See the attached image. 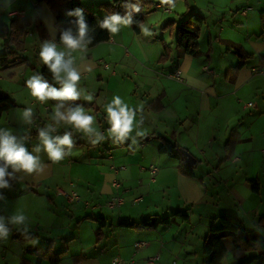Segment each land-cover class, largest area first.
<instances>
[{
	"label": "crops",
	"instance_id": "obj_1",
	"mask_svg": "<svg viewBox=\"0 0 264 264\" xmlns=\"http://www.w3.org/2000/svg\"><path fill=\"white\" fill-rule=\"evenodd\" d=\"M253 3L257 6L261 5L259 0H225L221 6L222 10L217 11L215 5L210 2L213 12L209 14L211 11L208 10L205 14H200L204 21L200 26L198 54L193 57L185 56L178 60L175 50L170 54L171 62L175 58L177 60L175 64L177 67L174 70H180L183 79L181 83L185 82V86L180 84L178 87L171 86L172 88L165 87L163 84L158 86V81H163L162 78L168 74L162 75L159 71L150 68H140L132 73V82L127 81L128 84H126L128 86L127 98L119 96L126 98L124 101L129 107L137 109V123L143 121L140 127L146 132V135L137 137L136 145H132L131 140L124 144H114L108 138L109 125L105 119L106 113H102L99 108L101 107L99 102L98 105L94 100L91 102L70 101L75 104L94 105L97 111L85 107L84 110L96 117L95 127L106 137L104 141L93 146L83 133L76 132L63 123L57 126L56 134H63L65 131L73 132L74 141L82 143L78 146L82 148L80 149L82 153L85 152L86 147H89L87 151L93 153V157L83 160V166L89 170L92 169L97 181L86 187L83 197L78 195L83 199L94 200L93 203H103L116 194H121L124 203L119 209L108 210L107 212L113 213V215L107 218L102 214L103 210L86 211L85 217L88 215L101 217L105 222V228L102 231L103 238L99 243H95L94 231L97 229V224L89 223L92 229L91 238H93L91 248L79 249L75 248L76 238L72 234L73 238H60L59 242L41 238L37 232L39 218L35 216L34 206L30 204L40 199L47 215L55 213L53 210H61V206L68 207L70 205L62 197L53 195L48 185L40 180L37 181L34 177L26 176L22 180L13 181L12 183L16 184V200L24 198L28 202V206H24L22 209L28 217V232L26 234H32V242L42 245H30V247L44 248L49 241H52L53 252L65 253L59 264H110L114 258L125 262L133 261L135 264H146V260L154 256H159L157 264H171L172 262L176 264H205L203 239L211 220L220 215L238 217L249 231L264 238V226L258 223L260 218L256 224L255 222L251 223V226H249L250 223H246V214L241 210L246 200L239 194L237 187L232 182L223 179L224 176H221L223 168L219 167L218 171L214 169V171L212 169L210 171V161L207 158L203 161L196 157L199 153L206 157V150L210 149L213 152L215 148H221L225 155V145L233 134L232 139L237 142L233 146L232 157L222 165L225 168L228 164L236 161L244 146L253 143L251 134L253 128H262L264 139V100L258 105L259 108L254 114L244 115L245 111L250 109L239 99L241 92L250 84L249 80L241 82L245 76L243 70L249 68L248 64L254 61L258 55L264 54V38H257V35L260 34V26L257 24L251 27V21L255 18ZM44 6L34 0H13L10 12L0 11V24H8L10 20L16 18L14 16L16 13H22L25 19L37 17L42 21L50 39L49 25L55 27V19L48 7ZM165 10L170 11L168 8ZM195 10L191 8L194 13H196ZM258 15L259 13L256 14V19L259 21ZM225 28L227 31L224 30ZM121 33L122 29L114 37L110 36L108 42L88 49L87 53L76 54L78 65L82 63L79 59L81 55L85 57L83 62L94 64L91 72L83 73L79 87H83L85 77L91 73L96 76L98 82H103L102 73L106 70L104 69L105 65L108 68L106 71L111 70L106 63L116 62L123 54L131 55ZM224 33L230 34V36L224 35ZM21 41L22 44L16 50V55L19 58H24L28 62V66H20L11 71H0V95H8L17 105L16 113L13 111L15 109H12L3 114L1 120L5 118L4 123L13 127L15 120L12 116L14 114L21 116L25 108H32L34 111L33 124L26 130L30 132V137L38 138L37 129L52 122L50 117L57 102L51 104L47 101V103L41 104L31 96L26 87V80L34 73H40L44 66L39 59L42 42H40L39 35L33 26L27 29ZM235 46L241 47L254 58L247 61L245 67L236 74L233 80L219 75L216 79V73L219 70H227L236 65ZM3 51L4 46L0 39V54ZM224 55H228L229 59H226L228 62H223ZM217 58L218 61H216ZM252 64L251 71L254 74L264 75L262 69H259L255 63ZM113 66L109 74H111V80H116L118 77L116 75L117 64L115 63ZM10 74L12 77H9ZM189 77L195 79L192 81L193 86L188 83ZM55 86L59 87V85ZM149 86H151L150 89ZM117 88L120 90V86L116 85L113 88L112 97L117 95ZM257 90L259 91V89ZM100 97L99 90L94 98L99 99ZM17 122L16 119V124ZM75 137H79L81 140H76ZM157 137L175 142L196 159V166L193 168L194 177L184 174L177 160L158 153L157 148L160 141ZM219 153L217 152V154ZM70 161L68 164L72 166L74 163L72 160ZM152 170H155L153 174ZM49 172L42 176L47 177ZM213 173L220 176L221 183L218 184L215 181L211 185L213 187L226 185L228 188V198L225 200L224 207L221 206V200L217 195H209V189L206 186L208 178L212 177ZM256 179L259 181L257 177L243 179L242 184L250 192L249 198L262 195L264 181L261 179L259 194H254L251 190L250 181ZM115 181L121 184L118 191L112 187V183ZM71 186L75 191L77 190L73 180L54 188L61 187L64 190H70ZM260 199L256 205H260ZM176 212L187 216V220L177 216L171 220L168 226H158L152 230L117 227L120 221L139 222L152 216L165 218ZM73 217L75 218L74 214ZM78 221L77 231L80 234L81 227L85 224V218L82 216ZM16 232H23V228L16 227ZM40 239L43 240V243H40ZM222 244L225 249L222 264H236L231 254L233 250L231 241L223 239ZM250 255L251 253L245 254V259ZM27 261L28 264H36L35 258L27 257ZM41 264L48 263L43 261Z\"/></svg>",
	"mask_w": 264,
	"mask_h": 264
},
{
	"label": "rangeland",
	"instance_id": "obj_2",
	"mask_svg": "<svg viewBox=\"0 0 264 264\" xmlns=\"http://www.w3.org/2000/svg\"><path fill=\"white\" fill-rule=\"evenodd\" d=\"M80 4L85 7L88 11L91 13L99 14L103 19L107 13L103 7H101V4H108L112 3L113 0H78ZM151 3L149 7H145L143 9L144 15H143V21L140 25V32L136 34L132 26L129 27H122V39L126 41L127 48L129 49V52L131 55L125 56L124 54L116 60V62L106 63L108 66H110V71L113 69V65L116 63V71H117V78L116 80H111V77L109 74L110 71H106L108 68L104 67L106 69L102 75L104 78L103 82H98L96 80V76L91 74H88L84 79V85L83 87H80L83 90H86L87 93H91L95 96V94L100 90L101 97L99 99H93L96 101V104H100L102 113L104 111V106L111 101L112 99V91L113 88L116 87V85L120 86L116 89L117 95H121L122 97L128 96V84L127 81H131L132 73L135 71H138L140 68H150L153 70H157L160 72V74L165 75L163 81H158V86L164 85L165 87H178L180 84L181 86H185L186 83H179L175 81L174 79L169 78L171 72H174V69L177 67L176 58L171 62V52H173L175 49V32L177 31V28L181 24L183 20L187 19L186 13L192 12L191 8L195 10L197 14H205L208 10L212 11V4H214L215 9L217 11L222 10L221 6H223L225 0H175V7L169 8L167 5L160 4L159 0H149ZM212 2V4H210ZM259 3H261L260 6H257L253 3L254 7V14L255 18L251 21V27H254L258 24L260 26V20L258 21L256 19V14L259 13L258 18L260 17V13L264 12V0H259ZM154 4L162 5V7L155 9ZM41 5H46L45 3H41ZM218 6V7H216ZM45 7V6H44ZM168 8L170 11H166L165 9ZM194 12V11H193ZM208 14V15H209ZM20 19V18H19ZM11 21V20H10ZM172 22V24H171ZM147 27L149 31L152 33V35H145L142 31V27ZM226 30V28L224 29ZM227 31V30H226ZM225 32V31H224ZM260 32H261V26H260ZM224 35H227V33H224ZM227 36H230L228 34ZM122 44V43H121ZM125 45V44H122ZM167 48L169 50L170 54L167 59L164 57V49ZM4 52V51H3ZM236 56V55H235ZM253 56V55H252ZM263 55H258L257 58L250 62L249 68H245L243 71L244 77L242 78L241 82L243 80H249L250 84L247 88H245L244 91L241 92V95H239V99L241 103L248 104L247 102H251L253 104L252 107H249V111H245L247 114H254L256 109H258V105L262 103L264 100V75H256L251 71V67L253 66L252 63H255L259 69H262L264 72V60H262L261 65H259L260 57ZM225 58H223V62L226 61L228 55H224ZM237 58V57H236ZM254 58V56H253ZM252 58V59H253ZM251 59V60H252ZM218 61V58L217 60ZM238 62V59H237ZM237 64V63H236ZM107 66V65H106ZM216 68V67H213ZM15 69V68H14ZM217 69V68H216ZM13 69H10L8 71H11ZM7 71V70H6ZM226 69L222 71H218L216 73V79L219 76H222L225 78ZM11 75V74H10ZM109 76V77H108ZM10 77V76H9ZM134 78V77H133ZM248 81V82H249ZM127 86V87H126ZM171 87V88H172ZM149 89L151 86L148 87ZM259 89V91L257 90ZM146 91V90H145ZM148 91V90H147ZM16 94V93H15ZM126 98H122L126 101ZM82 102H88L84 100L83 98L80 99ZM70 103V101L68 102ZM98 104V105H99ZM247 106V105H246ZM16 113V107L14 108ZM22 116V115H21ZM20 115L14 114L12 118L15 120V125L13 127L7 125L4 123L3 118L0 122V127H6L12 129L17 134L23 133L30 125L23 124L21 120ZM5 117V116H4ZM17 119V124H16ZM263 130L262 128L255 127L252 129L251 134L253 136V143L250 145H246L241 149V153L238 155V158L236 161H234L231 164H228L225 168L222 167L223 164H225L228 160L225 159V156L222 152V149L215 148L213 152H211L210 149L206 150V157L203 155H196V157L200 160H205L207 158L210 161V171H218L219 167L223 168V172L221 173V176H224L223 179L225 181L232 182L238 189V192L240 195H242L246 203L242 206V211L244 214H246V223H250L249 226H251V223L264 217V185H263V191L261 192V199L260 197H252L249 198V190L242 184L243 179L245 178H258L264 181V139H263ZM76 140L79 139V137H75ZM74 139V138H73ZM39 143L38 138L30 137L29 142L27 143V147L31 151L32 147ZM82 148L76 146L72 149L71 154L67 156L64 160L60 161L59 163H52L48 160L47 155L44 153H41V159L42 161L48 166L45 170V174L49 172L47 177L40 176L36 177L37 181L44 182V184L49 186V189L51 192H53V195H55V189L61 188L56 187L58 185L64 184L69 180H73L76 184V191L78 194L83 197L84 193L86 192V187L91 186L92 183L97 181L95 179V174L92 172V169L89 170L87 167L84 168V161L88 157H93V153L87 151L89 147L85 148V152L82 153ZM199 152V151H198ZM217 152H220L217 154ZM92 153V154H91ZM73 161V165L70 166L68 162L70 163ZM224 160V161H223ZM223 161V162H222ZM52 163V164H50ZM54 164V165H53ZM213 165V166H212ZM214 169V170H213ZM198 172V171H197ZM200 174V173H197ZM220 176L216 173H213L212 177H209L207 180V187L209 189V195L210 196H218L221 200V206L224 207L226 205V199L228 198L227 192L228 188L225 186H218L213 187L211 183H214L215 181L220 184ZM40 182V183H41ZM224 185V184H223ZM54 188V189H53ZM217 188V189H216ZM53 189V191H52ZM0 192L3 193V195L6 197L5 201H0V215L9 216L16 212L17 210L22 211L24 206H28V202L22 198L16 200V184L12 183V188L10 190H0ZM24 199V200H23ZM82 200H87L83 199ZM260 199V205H256V203H259ZM87 201H94V200H87ZM30 205L34 206L33 212H35V216L39 218V227L37 229V232L41 235V238L46 240H58L60 238H73L71 236L74 235L76 246L75 248H84L85 250L90 249L92 245L93 238H91V232L92 229L90 228L89 223H94L89 220H85V224L81 227L80 234L78 233V219H80L82 216L85 218V213L88 209H84V206L77 205V204H69L70 206L65 207L61 206V210H53L55 213L52 215H47L45 213L44 208L42 207V202L40 199L35 200L34 203H31ZM75 205V206H72ZM77 205V206H76ZM104 209L102 211V214L107 218L112 214L108 213ZM88 212V211H87ZM90 213V212H89ZM73 214L75 218L73 217ZM91 216V215H88ZM234 216V215H232ZM255 216V217H254ZM255 218V219H254ZM254 219V221H253ZM11 235L6 241H0V264H21L22 261H27L28 258H35L33 254H27L26 250L32 246H36L37 243L30 241H24L23 243L16 242L12 240L13 233L16 232V227L12 226ZM76 232V233H75ZM71 236V237H69ZM40 243H43L42 239H40ZM39 244V243H38ZM42 246V245H37ZM39 248V247H38ZM42 248V247H40ZM59 252V251H58ZM36 261V259H35ZM28 262V261H27ZM46 262V261H45Z\"/></svg>",
	"mask_w": 264,
	"mask_h": 264
},
{
	"label": "clouds",
	"instance_id": "obj_3",
	"mask_svg": "<svg viewBox=\"0 0 264 264\" xmlns=\"http://www.w3.org/2000/svg\"><path fill=\"white\" fill-rule=\"evenodd\" d=\"M160 4L169 8L175 7V0H159ZM13 0H2L0 11L10 12ZM123 14L109 13L99 22L101 29L107 30L110 36L117 35L122 27H129L135 22V16L141 12L139 0L126 2L123 5ZM69 17H75L67 28L57 29L49 25L50 39H45L40 45L39 59L46 66L54 83L46 80L42 73H34L26 80V87L36 101L41 104L49 100L56 101L51 123L37 129L38 141L31 149L27 147L30 140V132L25 130L17 134L10 128L0 127V190H10L13 181H19L24 177H40L48 167L41 159V153L47 155L52 163H59L71 154L75 146L73 132L65 131L57 133V126L65 124L76 132L83 133L89 138V142L95 146L106 139L105 135L96 127V117L87 113L83 105L68 103L78 101L81 98L91 102L94 95L86 94V90L79 87L84 72H91L94 64L83 62L85 57L79 56L82 61L77 64V53H87L88 45L93 42L94 36L89 31V26L81 9L67 12ZM145 35H152L147 27L141 26ZM57 31H59V44L57 43ZM62 46V47H61ZM182 74V73H181ZM192 77L188 83L193 86ZM55 85H59L56 87ZM142 110V109H141ZM105 119L109 125L108 138L114 144H122L131 140L132 145L137 144V137H144L146 132L142 130L136 121L137 109L129 107L119 96L114 95L110 102L104 106ZM34 111L25 108L21 120L24 124H33ZM135 132V135H133ZM6 197L0 192V201ZM12 226L23 228V233L28 232V217L23 211L17 210L9 216L0 215V241H6L12 232Z\"/></svg>",
	"mask_w": 264,
	"mask_h": 264
},
{
	"label": "trees",
	"instance_id": "obj_4",
	"mask_svg": "<svg viewBox=\"0 0 264 264\" xmlns=\"http://www.w3.org/2000/svg\"><path fill=\"white\" fill-rule=\"evenodd\" d=\"M34 2L40 4L45 3L55 19V28L63 29L70 25V21L75 17H69L68 11L81 9L85 20L89 26L90 33L94 36L93 42L88 45V49H91L101 43L108 42L110 40V34L107 30L99 27V22L103 18L99 14H93L83 7L78 0H34ZM126 2H137V0H113L112 3L101 4L107 13H120L123 14L125 9L123 4ZM141 5V12L135 16V22L131 25L133 31L138 34L140 32V25L143 21V9L149 7V0H139ZM156 9L162 5L154 4ZM187 19L183 20L177 31L175 32V49L177 59H182L185 56H196L198 54V39L200 34V26L204 19L200 14L194 12L186 13ZM260 26L261 32L257 35V38H264V12L260 13ZM172 24V22H171ZM31 26L34 27L37 34L39 35L40 42L45 39H49L48 33L40 19L34 18H15L8 24H0V39L3 42L4 52L0 54V71H6L14 69L20 66H28V62L24 58H19L16 55V50L20 48L22 44V38ZM57 42L59 43V31H57ZM170 51L167 48L164 49V57L168 58ZM235 55L238 59L237 64L234 67L226 70L225 77L229 80H233L236 74L245 67L247 61L253 58L252 55L246 53L241 47H234ZM259 65L264 60V56L260 57ZM40 73L43 74L44 78L50 83H54L51 74L48 72L46 66H43ZM12 77V75H9ZM51 104L55 101L49 100ZM16 102L11 99L8 95H0V120L3 114L9 112L16 107ZM83 107L94 109L97 108L90 104H84ZM234 137L231 134L229 141L225 145V159L228 160L232 157V149L236 144L237 140L232 139ZM160 141L157 151L159 154L166 155L169 158L175 159L181 165L184 174L194 177L193 168L185 165L180 151L184 150L179 147L175 142L169 141L163 137H157ZM124 144V143H123ZM82 145L81 142H75V146ZM126 146V145H125ZM224 161V160H223ZM222 161V162H223ZM252 185V192L259 194L260 184L259 181H250ZM181 217L183 220H187V216L182 215L181 212H176L173 215L165 218H159L152 216L149 218L142 219L139 222H124L118 223V228L124 229H135V230H152L158 226H168L171 220L175 217ZM85 220L92 221L97 224V229L94 231L95 243H99L103 238V229L105 228V222L101 217L86 216ZM258 223L264 226V218H260ZM23 232L13 233L12 240L23 243L24 241H30L33 238L32 234H22ZM223 239L231 241L233 250L231 252L233 260L236 264H264V238L260 235L249 231L236 216L232 215H220L218 218L211 220L206 236L203 239V253L206 256L205 264H222V260L225 256V249L222 244ZM26 253L33 254L36 259V264H41L46 261L48 264H59L61 257L65 254L64 252L55 253L52 250V241H49L47 246L44 248L29 247ZM251 253V255L245 259V254ZM21 264H28L27 261H22Z\"/></svg>",
	"mask_w": 264,
	"mask_h": 264
},
{
	"label": "built area",
	"instance_id": "obj_5",
	"mask_svg": "<svg viewBox=\"0 0 264 264\" xmlns=\"http://www.w3.org/2000/svg\"><path fill=\"white\" fill-rule=\"evenodd\" d=\"M14 16L16 18L24 19L22 13H16ZM105 67L107 66L105 65ZM170 78L174 79L179 83L183 82L181 72L179 69L174 70V72L170 74ZM252 106L253 104L251 102L247 104V107H252ZM154 172L155 170H152V174ZM112 187L114 188V190L118 191L121 188V184L115 181L112 183ZM55 195L62 197L68 204H77V205L82 204L84 206V209H88L90 211H102L104 209L109 211H114L116 209H119L124 203V199L121 196V194H116L115 196L111 197L110 199L106 200L103 203L102 202L93 203L92 201L82 200L81 197L78 195V193L74 190L73 186H71L70 190L56 188ZM158 260H159V256H154L148 258L146 260V264H157ZM110 264H135V262L133 261L125 262L118 258H114L111 260ZM171 264H176V263L172 262Z\"/></svg>",
	"mask_w": 264,
	"mask_h": 264
},
{
	"label": "water",
	"instance_id": "obj_6",
	"mask_svg": "<svg viewBox=\"0 0 264 264\" xmlns=\"http://www.w3.org/2000/svg\"><path fill=\"white\" fill-rule=\"evenodd\" d=\"M181 157L186 166L193 168L196 164V159L190 155L187 151L181 150L180 151Z\"/></svg>",
	"mask_w": 264,
	"mask_h": 264
}]
</instances>
